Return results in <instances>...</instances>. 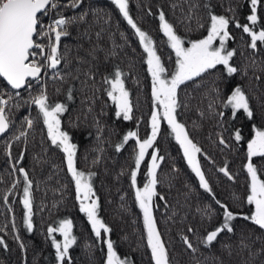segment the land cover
Segmentation results:
<instances>
[{
  "label": "trees",
  "instance_id": "obj_1",
  "mask_svg": "<svg viewBox=\"0 0 264 264\" xmlns=\"http://www.w3.org/2000/svg\"><path fill=\"white\" fill-rule=\"evenodd\" d=\"M199 7L190 12V5ZM211 6L215 14L230 16L234 21L246 23L250 14V0H129V11L142 30L148 32L155 41L157 54L170 73L175 70L174 50L167 43V37L159 29L158 14L163 10L166 19L173 24L174 30L185 41L201 39L207 35L209 25L204 4ZM151 10V14H149ZM88 11L84 22L72 25L70 35L62 38L61 52L65 60L58 67L63 79H53L52 70L42 72L41 84L46 86L48 102L64 103L67 110L61 114L62 130L67 131L71 142L77 145L76 166L78 170L94 173L91 178L96 197L99 199L98 216L111 229L101 231L97 238L85 213L79 210L76 199L75 183L67 171L66 155L62 149L51 144L47 129L38 108L30 103V97L40 91V85L33 80L32 90H20V97L14 98L10 117L13 126L6 135L0 136V236L7 248L0 246V264H58L51 237L47 235L49 226L56 227L60 220L72 221V234L77 237L70 248L71 264H105V239L113 241L114 249L121 258L127 257L131 264H154L151 250L147 247V232L143 225V213L135 201V189L131 186L130 171L134 168L135 138L116 151L129 131L138 132L144 139L151 133L150 116L152 111L151 75L147 71L146 53L143 51L134 30L111 3V0H84L78 9L67 10V15H77ZM257 30L264 23V5H258ZM191 15L192 19L187 17ZM47 22V20H45ZM250 23V22H248ZM200 25H203L201 27ZM228 31L234 39L227 41V48L236 49L233 58L240 72L233 77L224 75L222 66L216 70L186 81L178 88L181 107L177 119L184 123L190 138L202 149L198 154L201 168L215 197L240 214H250L254 206L246 203L250 178L244 164L247 162V141L255 134V127L264 128V44L258 43L251 49L250 37L241 28L230 23ZM101 32L97 41L96 33ZM101 49L112 50L114 55L99 51L95 57L89 55L94 45ZM119 67L124 73L125 87L129 91L132 104V119L125 121L116 116V105L107 96L103 77ZM94 74V77L86 75ZM239 84L249 97L254 116L249 120L241 110L231 119L230 109L223 106L233 86ZM219 90V95L213 91ZM71 90L72 98H68ZM11 89L0 78V92L12 94ZM216 99V105L209 104ZM28 101V103H25ZM224 111L221 119L216 113ZM162 113V110H161ZM35 123L28 130L27 138L11 141L12 158L5 151V143L18 129H26L22 124L25 117ZM255 126V127H254ZM241 129L242 140L234 139V130ZM222 135L227 146L218 142ZM159 149L158 180L154 197L153 215L158 230L169 251L171 264H264V254L250 257L248 249L241 251L242 238L252 245V251L259 252L264 247V230L251 222L238 217L234 222V233L224 232L211 246L199 242V238L212 230L221 221V210L214 200L199 186L198 177L191 171L183 150L176 142L166 121H161V129L142 161L137 177V186L147 182V167L151 162L150 153ZM23 160L17 168L24 167L32 180L33 230L29 232L24 224L25 210L21 203L23 196V175L13 171L11 165L20 152ZM95 161V162H94ZM253 163L264 171V158L254 157ZM227 165L233 177L229 179L219 172ZM264 179V175L261 176ZM18 181V183H17ZM13 184L16 186L13 188ZM8 195V202L2 199ZM167 201V207H165ZM211 206L215 210L211 219L201 218L198 208ZM13 222L15 228L12 227ZM191 226L194 233H188ZM188 235L195 253L187 250L182 235ZM63 242L60 233H54ZM18 236L19 239L14 237ZM256 237H260L259 240ZM24 247L21 248L20 244ZM231 249V255L228 249ZM68 264V261H65Z\"/></svg>",
  "mask_w": 264,
  "mask_h": 264
},
{
  "label": "snow or ice",
  "instance_id": "obj_2",
  "mask_svg": "<svg viewBox=\"0 0 264 264\" xmlns=\"http://www.w3.org/2000/svg\"><path fill=\"white\" fill-rule=\"evenodd\" d=\"M84 0H0V78L6 81L11 89L16 90L14 96L0 92V136L6 135L13 126L10 117L12 107H19V103L13 105L11 102L14 98L20 97V90L27 88L32 90V81H37L40 85V91L37 95L30 97V103L38 108V115L42 116L43 124L47 129V137L51 144L62 149L66 155L67 171L71 174V178L75 183L76 199L79 201V210L85 213L88 222L91 224L92 231L97 238H101V231L109 233L111 229L98 216L99 199L96 197L91 178L92 172L87 174L83 170H78L76 166V149L77 145L71 142V138L67 131L62 130L61 114L67 108L64 103L50 104L46 92V86L41 84L42 72L46 69L52 70L53 79H63L58 72V67L65 60V53L61 52L62 38L68 37L71 33L69 28L72 25L85 21L88 11L80 12L77 15H67L66 11L78 9L82 6ZM111 3L118 9L127 24L134 30V34L139 40L143 51L147 54L146 64L147 71L151 75L152 87V111L150 116L151 133L146 138L141 139L138 132L129 131L123 136L122 142L118 143L116 151L122 150L124 145L135 138L136 149H134V168L130 171L131 186L135 189V201L138 203L143 213V225L147 232V247L151 250V260L154 264H171L168 248L162 239L161 232L158 230L157 221L153 215L154 197L159 193L156 191L158 180L157 169L158 161H162L164 157L158 155L159 149L150 153L151 162L147 167V182L143 187L137 186L138 172L145 155L150 148L155 147V141L161 129V121H166L174 135L176 142L183 150V156L187 160L191 171L198 177L199 186L214 200L215 204L221 210V221L212 230H207L203 237L199 238V242L205 246H211L218 241V237L225 231L234 233L233 222L238 218L251 222L254 226H258L264 230V171L258 169L253 163L254 157L264 158V128L255 127V134L247 141V162L244 168L247 176L250 178L248 183V194L246 203L254 206V210H250V214H240L233 212L229 206L215 197L208 180L201 168L198 154L202 153V149L190 138L189 131L184 123L177 119V110L181 107L178 99V88L185 84L186 81L200 77L202 74L216 70L218 66L224 69V75L233 77L241 71L234 63H232L236 55V49L227 48V41L234 39L228 31L230 23L235 22L237 28H241L243 33L250 37V47L257 49L258 43L264 44V23L259 25L258 21V5H264V0H250V14L246 16V22L241 24L234 21L232 17L223 14H215L211 6L204 4L205 14L208 18L209 25L206 29L207 35L201 39L188 41V47H185V41L174 30V26L166 19L165 12L159 11V29L167 37V43L175 52V70L169 73L161 61V56L157 54L155 41L152 36L142 30L137 22L133 19L129 11V0H111ZM199 7L193 3L190 5V12ZM151 14V10H149ZM188 19H192L189 15ZM47 20V22H45ZM203 27V25H200ZM97 41L101 37V32L96 33ZM46 40L47 43L40 42ZM99 51H106L107 55H114V51L101 49L99 43L93 46L89 51V55L95 57ZM90 77H94L92 73H86ZM124 73L119 67H115L114 71L103 77V83L107 86L106 93L116 105V116L127 121L132 119V104L129 99V91L125 87ZM219 95V90H213ZM68 98H72V92L69 90ZM28 103V101H25ZM224 108L230 109L231 119H235L237 114L242 110L246 117L251 120L254 112L250 107L249 97L243 88L236 84L233 86L230 94L227 95L226 101H222ZM216 105L214 98L209 109H213ZM162 110V113H161ZM221 119L226 115L224 111L216 113ZM35 121L30 117H25L22 124L26 125V129H18V135L13 133L9 141L5 143V151L7 156L12 158L11 141H20L27 138L28 130L34 127ZM241 129L234 130V139L239 142L242 140ZM218 142L227 146L222 135L218 137ZM24 152H20L15 158V163L11 165L13 171H18L23 175V196L21 203L25 210L24 224L27 230H33V201H32V180L29 178L28 171L24 167L17 168V164L23 160ZM95 162V161H94ZM219 172L223 173L230 180L233 179L228 171L227 165L219 168ZM18 183V181H17ZM16 185L13 184V188ZM161 200L165 198L159 195ZM5 203L8 202L9 196L2 197ZM167 207V201H165ZM201 218L211 219L215 212L211 206L198 208ZM12 227L15 228L13 222ZM72 221L68 219L60 220L58 226L47 228V235L51 237L52 247L55 249V258L58 264H71L69 256L70 248L76 243L77 237L72 234ZM2 230V229H0ZM188 233H194L195 229L191 226L187 228ZM54 233H60L63 242L56 238ZM19 239L18 236L14 237ZM182 240L187 250L195 253L198 249L194 246L188 235H182ZM257 240L260 237H256ZM106 244V262L105 264H131L127 258H121L114 249L113 241L108 238L103 241ZM0 246L7 248V244L2 236H0ZM23 248L24 244L21 243ZM231 255V249L228 245H224ZM241 251L248 249L249 256L255 257L264 254V247L259 252L252 251V245L245 242L242 238L239 245ZM197 264H200L197 261ZM245 264H248L245 261Z\"/></svg>",
  "mask_w": 264,
  "mask_h": 264
},
{
  "label": "rangeland",
  "instance_id": "obj_3",
  "mask_svg": "<svg viewBox=\"0 0 264 264\" xmlns=\"http://www.w3.org/2000/svg\"><path fill=\"white\" fill-rule=\"evenodd\" d=\"M40 42H43V43H47V41L46 40H42V41H40ZM174 54H175V52H174ZM146 58H147V54H146ZM47 70V69H46ZM45 70V71H46ZM170 78V77H169Z\"/></svg>",
  "mask_w": 264,
  "mask_h": 264
},
{
  "label": "water",
  "instance_id": "obj_4",
  "mask_svg": "<svg viewBox=\"0 0 264 264\" xmlns=\"http://www.w3.org/2000/svg\"><path fill=\"white\" fill-rule=\"evenodd\" d=\"M5 83H6V81H5Z\"/></svg>",
  "mask_w": 264,
  "mask_h": 264
}]
</instances>
